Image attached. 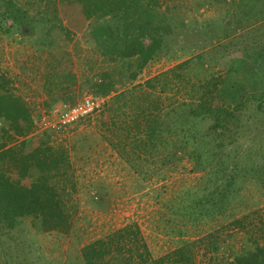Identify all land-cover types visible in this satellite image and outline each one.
Listing matches in <instances>:
<instances>
[{
	"label": "trees",
	"instance_id": "16d2710c",
	"mask_svg": "<svg viewBox=\"0 0 264 264\" xmlns=\"http://www.w3.org/2000/svg\"><path fill=\"white\" fill-rule=\"evenodd\" d=\"M75 1L81 10L70 28L62 21L56 27L44 12L30 19L22 8L13 14L14 27L19 32L27 31L26 36L35 39L37 48L45 52L60 50L61 42L72 36L73 29L83 33L89 28L83 36L85 43L105 61L128 68L133 83L150 64L184 44L181 38L188 26L171 10L166 11L160 0ZM252 6L246 22L251 17L264 21V10ZM225 39L230 44L235 42L234 38ZM219 42L215 40L210 46ZM257 45L264 53V40ZM67 56L55 60L52 71L70 62ZM222 58V54L211 58V53L203 52L182 62L178 72L163 74L121 93L110 74L85 80L89 94L111 98L99 127L104 131V141L130 169L146 170L144 175L151 181L187 160L193 164L194 173H205L198 189L187 190L183 198H178V205L169 206L171 213L189 225H208L219 218L235 221L243 206L244 185L249 181L264 184V129L255 126L264 124V91L256 108L261 116L258 122L247 116L248 101H240L235 107L221 103L222 90L235 72L231 67L223 68L218 78L212 74L211 63L221 66ZM51 77L46 82H53ZM170 78L178 82H162ZM69 79L77 82L73 75ZM72 87L63 84L55 93L51 90L44 109L49 112L66 101L62 94H69ZM2 90L0 125L10 123L9 129L16 136L29 137L36 128L27 105L12 89L2 86ZM169 94L172 98L162 97ZM170 100L167 106L165 102ZM50 134L7 148V141L1 140L13 137L9 130H0V240L25 219H33L43 233L69 235L72 230L69 209L58 190L63 181H68L71 191H76L71 157L65 148L51 146ZM243 138L251 143L246 150L241 145ZM62 189L68 194L67 186ZM177 231L181 237L188 234L187 230ZM194 245L183 242L179 249L155 259L139 226L132 223L86 246L82 264H195ZM226 264H264V248L245 252Z\"/></svg>",
	"mask_w": 264,
	"mask_h": 264
},
{
	"label": "rangeland",
	"instance_id": "374dc122",
	"mask_svg": "<svg viewBox=\"0 0 264 264\" xmlns=\"http://www.w3.org/2000/svg\"><path fill=\"white\" fill-rule=\"evenodd\" d=\"M160 4L188 26L181 38L184 44L150 64L133 83L128 78V68L105 61L85 43L83 36L89 28L83 33L73 29L72 36L61 42L60 50L45 52L37 48L35 39L26 36L27 31L19 32L14 27L13 14L22 8L30 19L44 12L56 27L62 21L63 26L70 28V23L78 19L76 12L81 10L75 0H0V95L2 86L12 89L27 105L32 118L38 120L37 108L46 110L49 93H55L63 84L73 85L69 94H62L66 100L63 102L76 104L92 95L85 80L110 74L121 93L163 74L178 72L182 62L207 52L211 58L223 55L221 66L211 63L210 69L217 78L223 68H235L222 90L221 103L235 107L240 101H248L247 116L258 122L261 116L256 108L264 91V53L257 44L264 40V21L251 17L246 22L245 16H249L252 5L257 11L264 10V0H160ZM225 37L234 38L235 42L227 43ZM218 39L219 43L210 46ZM64 54L70 62L57 67L58 72L52 71L55 60L61 61ZM51 75L53 82H46ZM71 75L77 82H71ZM162 82L178 81L170 78ZM107 99L106 106L111 101L110 97ZM170 102L165 104L169 106ZM102 113L63 134H50L51 146L65 148L73 166L76 191H71L68 181L58 188L71 215L69 235L43 233L33 219H25L0 240V264H82V250L86 246L132 223L139 226L155 259L179 249L183 242L195 243V264H226L245 252L264 248V184L249 181L244 185L243 206L235 221L219 218L208 225H189L171 213L169 206L178 205V198H183L187 190L198 189L205 173H194L193 164L186 160L165 170L162 177L148 181L146 170L130 169L104 141V131L99 127ZM255 126L264 129V124ZM4 128L13 137H0L2 142L7 141V148L44 136L35 131L29 137H18L7 122L1 123L0 130ZM250 144L248 138L241 140L244 150ZM63 186H67L66 195ZM178 229L187 230L188 234L178 236Z\"/></svg>",
	"mask_w": 264,
	"mask_h": 264
},
{
	"label": "built area",
	"instance_id": "2783aa9c",
	"mask_svg": "<svg viewBox=\"0 0 264 264\" xmlns=\"http://www.w3.org/2000/svg\"><path fill=\"white\" fill-rule=\"evenodd\" d=\"M107 101V98L86 95L79 103L62 102L49 112L38 107L40 119H33L34 126L38 134H63L72 127L102 113Z\"/></svg>",
	"mask_w": 264,
	"mask_h": 264
}]
</instances>
